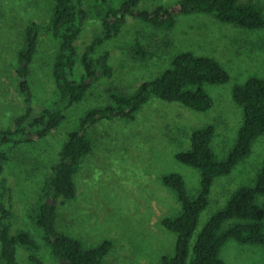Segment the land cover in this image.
<instances>
[{
	"label": "rangeland",
	"instance_id": "obj_1",
	"mask_svg": "<svg viewBox=\"0 0 264 264\" xmlns=\"http://www.w3.org/2000/svg\"><path fill=\"white\" fill-rule=\"evenodd\" d=\"M176 1L142 0L140 5L153 8ZM255 1L264 7V0ZM55 4L56 0H0V128L13 125L28 105L17 72L26 27L33 20L48 21ZM103 5L102 0H86L89 14L77 43L80 55L102 34L99 10ZM137 42L149 50L146 57H141ZM55 50L54 39L43 34L28 75L32 117L56 98L52 73ZM183 50L215 56L230 72L228 82L205 84L214 99L212 107L196 110L179 101L153 97L133 120L100 119L88 130L93 148L74 175L77 194L72 199L59 198L57 219L60 230L81 239L85 246L97 245L106 238L113 240L105 264H150L174 252L177 234L161 221L179 213L182 204L163 178L180 172L190 194L199 190L200 170L176 157L191 146L195 128L214 124L213 148L219 157L228 155L244 119L243 107L233 97V86L251 75L264 76V28L246 29L211 14H192L179 16L169 29L128 15L120 34L97 47L95 56L110 52L113 75L93 82L84 99L74 104L47 136L14 147L2 175L8 187L5 201L14 211L11 231H30L40 244L38 254L46 264L60 262L31 214L39 205L46 177L59 160L69 132L79 127L90 108L110 102L112 92L132 93L143 81L160 74ZM75 72L76 79L84 74L81 60ZM263 162L264 135L231 173L216 178L195 237L239 185L254 182ZM258 201L264 206V195ZM31 253L25 246L18 248L23 262L29 261ZM221 257L227 264H264V245L230 239Z\"/></svg>",
	"mask_w": 264,
	"mask_h": 264
},
{
	"label": "trees",
	"instance_id": "obj_2",
	"mask_svg": "<svg viewBox=\"0 0 264 264\" xmlns=\"http://www.w3.org/2000/svg\"><path fill=\"white\" fill-rule=\"evenodd\" d=\"M102 1L104 5L99 10L102 34L96 36L81 55L77 43L89 14L86 0H56L48 21L33 20L26 27V43L18 54L17 72L28 105L15 118L13 125L0 128V264H46L38 254L40 244L30 231H11L14 211L5 201L8 187L2 178L10 151L22 142H33L47 136L63 122L67 111L84 99L93 82L102 76L113 75L110 52L95 56V51L120 34L128 15L169 29L176 25L179 16L192 14H211L220 21L246 29L264 28V7L255 0H178L153 8L141 7L142 0ZM43 34L56 42L52 62L56 98L51 106L32 117V89L28 75ZM136 47L141 57H146L149 50L139 42ZM80 60L84 74L76 79L75 69ZM230 78L228 69L215 56L183 50L160 74L143 81L132 93L112 92L110 102L86 112L79 127L69 132L59 160L46 177L39 205L31 214L36 225L43 230V236L59 264H105L104 259L113 247V240L109 238L97 245L85 246L81 239L60 230L57 225L58 200L76 196L74 175L82 158L93 148L89 128L100 119L133 120L153 97L179 101L196 110H208L214 99L205 84L225 83ZM232 92L234 99L243 107L244 119L228 155L219 157L213 148L214 124L195 128L190 137L191 146L178 152L176 157L200 170L199 190L194 195L190 194L186 179L180 172L168 173L163 178L164 183L176 191L182 209L161 221L165 228L177 234L174 252L164 254L159 261L150 264H227L221 252L228 240L264 245V206L258 201L260 195H264V162L254 182L239 185L195 237L201 214L210 203L216 178L231 173L251 154L255 141L264 135V76L251 75L246 81L235 83ZM20 246L32 250L29 261L19 260Z\"/></svg>",
	"mask_w": 264,
	"mask_h": 264
},
{
	"label": "water",
	"instance_id": "obj_3",
	"mask_svg": "<svg viewBox=\"0 0 264 264\" xmlns=\"http://www.w3.org/2000/svg\"><path fill=\"white\" fill-rule=\"evenodd\" d=\"M52 202H54V200Z\"/></svg>",
	"mask_w": 264,
	"mask_h": 264
}]
</instances>
